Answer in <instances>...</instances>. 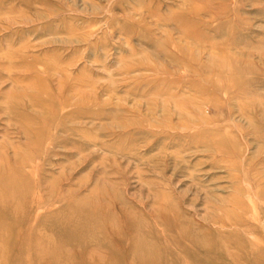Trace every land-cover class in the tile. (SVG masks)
<instances>
[{
	"label": "rangeland",
	"instance_id": "374dc122",
	"mask_svg": "<svg viewBox=\"0 0 264 264\" xmlns=\"http://www.w3.org/2000/svg\"><path fill=\"white\" fill-rule=\"evenodd\" d=\"M0 264H264V0H0Z\"/></svg>",
	"mask_w": 264,
	"mask_h": 264
}]
</instances>
